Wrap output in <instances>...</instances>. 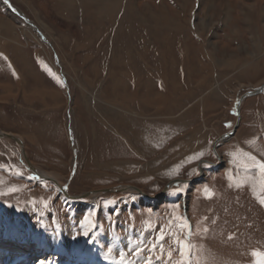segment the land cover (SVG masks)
<instances>
[{"label":"rangeland","instance_id":"rangeland-1","mask_svg":"<svg viewBox=\"0 0 264 264\" xmlns=\"http://www.w3.org/2000/svg\"><path fill=\"white\" fill-rule=\"evenodd\" d=\"M39 1L0 30V131L74 198L0 137V238L52 253L32 264H264V90L213 147L264 85V0Z\"/></svg>","mask_w":264,"mask_h":264},{"label":"crops","instance_id":"crops-1","mask_svg":"<svg viewBox=\"0 0 264 264\" xmlns=\"http://www.w3.org/2000/svg\"><path fill=\"white\" fill-rule=\"evenodd\" d=\"M46 1H48V3L49 2L50 3L53 2V0H46ZM54 1H56V0H54ZM58 2H59L58 3L59 7L57 8V13L61 14V12H59L60 8L62 9L63 4H65L66 1L58 0ZM40 4H41V1H39V0H0V30H6L7 29V30H11L12 31L13 27H15V26L18 27L17 25H19V27H20V23H19L20 21L17 19V17L15 15L17 13H20L23 16L26 15V13H25L26 11L23 10V7L26 6V5H31L30 7L33 8L34 5H37L39 7ZM56 4H57V2H56ZM62 10H64V9H62ZM64 11H66V9ZM33 12L31 10L32 14H34ZM37 13L39 15V11H37ZM5 15L6 16L9 15V16L5 17ZM69 15H71V14H69ZM12 20L15 21V22L13 23ZM252 23H254V22H252ZM258 24L260 25V28L262 30H264V15H262V14L260 15V19H259ZM255 25H257V24H250V25L247 24V25H245V27L248 28V26H249L250 29L252 28V31H251L250 34H248V36H250V39H253L255 37V40H256V41L251 40L252 44L250 45V47H252L254 49V55L256 53H257V55H262V56H260V59L262 61H264V58H262V57H264L263 56L264 55V33H263V36H261V34L258 33V28L256 30L254 29ZM41 27H43V25ZM247 28H245V30H247ZM14 32H15V28H14ZM15 35H17L16 32H15ZM0 38H2V39H0V53L3 54L5 50L3 48H1V47L4 45L3 44L4 42L1 41V40H3V37L1 35H0ZM260 61H258L257 66L259 65ZM251 62H252V60H251Z\"/></svg>","mask_w":264,"mask_h":264},{"label":"water","instance_id":"water-1","mask_svg":"<svg viewBox=\"0 0 264 264\" xmlns=\"http://www.w3.org/2000/svg\"><path fill=\"white\" fill-rule=\"evenodd\" d=\"M263 88H264V85H261L260 87L256 88L255 90L253 91H249V92H246L245 94H243L239 100H238V103L236 105V115H237V118H236V122H235V125L234 127L232 128V130L228 133H225L223 134L222 136H220L214 143L213 147L215 148L216 146V143H220V142H223L225 141L226 139L230 138L231 136L234 135L239 123H240V119H241V114H240V107H241V103L243 102V100L249 96H253V95H257L259 93H262L263 91ZM0 137L2 138H6V139H9L13 142H15L20 150H21V153H22V156L23 158L26 160V165L27 167L35 174L37 175L39 178H42V179H46L48 181H50L52 184H54V186L65 196V197H68V198H74V197H71L69 196L66 191L56 182V181H53L51 180L50 178L48 177H45V176H42L40 175L39 171L33 167V165L30 163V161L28 160L25 152H24V146H23V142L21 140H19L17 137L11 135V134H8V133H5V132H1L0 131ZM218 157V156H217ZM218 160H219V163L222 162V160L218 157ZM210 165L212 166H215L216 164H212V163H209ZM217 166V165H216ZM219 166V165H218ZM201 180H203V171L201 170V168L199 167V175L193 179H190V180H174L172 182H170L157 196L155 197H150V199L152 198H155L157 199L158 201H160L161 198H163L165 192L169 189V187L173 184V183H185V184H191V185H195L197 183H199ZM131 189V187H122L120 189H107V190H101L99 192H115V191H126V190H129ZM88 193H85L83 194L82 196H87ZM157 201V202H158Z\"/></svg>","mask_w":264,"mask_h":264},{"label":"bare ground","instance_id":"bare-ground-1","mask_svg":"<svg viewBox=\"0 0 264 264\" xmlns=\"http://www.w3.org/2000/svg\"><path fill=\"white\" fill-rule=\"evenodd\" d=\"M105 10H104V12H107V11H109V8H104ZM111 10L110 11H113V8H110ZM127 9L126 8H124L122 11H126ZM128 14V13H127ZM139 56V55H138ZM141 56V55H140ZM142 56H143V54H142ZM142 56H141V58H142ZM140 60V59H139ZM128 64H130V63H128ZM263 90H264V88H263ZM40 173V175H42V176H45V177H48V178H50L51 180H53L54 181V179L52 178V177H50V176H47V175H45V174H43V173H41V172H39ZM57 249V248H56ZM54 250V249H53ZM40 252V261L41 262H44L42 259L43 258H48L49 256L48 255H52V253L50 252V251H47L46 249H42L41 251H39ZM57 252H58V250H57ZM32 256V255H31ZM33 257H35V255L33 256ZM4 260H3V263L4 264H32V261L30 260L32 257H29V258H23V259H21V258H17V260L15 261V262H12L10 259H6L5 260V258H6V255H4L3 257H2ZM42 258V259H41ZM37 259H39V258H37ZM84 260V259H83ZM37 261V260H36ZM35 261V262H36ZM2 262V261H1ZM34 262V263H35ZM81 262V260L79 261V263H75V264H82V262ZM33 263V264H34ZM36 264V263H35ZM87 264H93V263H91V261H90V259L88 260V262H87Z\"/></svg>","mask_w":264,"mask_h":264},{"label":"snow or ice","instance_id":"snow-or-ice-1","mask_svg":"<svg viewBox=\"0 0 264 264\" xmlns=\"http://www.w3.org/2000/svg\"><path fill=\"white\" fill-rule=\"evenodd\" d=\"M260 167H261L262 169H264V164H261ZM253 255H260V254H258V253H253ZM181 264H182V262H181Z\"/></svg>","mask_w":264,"mask_h":264}]
</instances>
